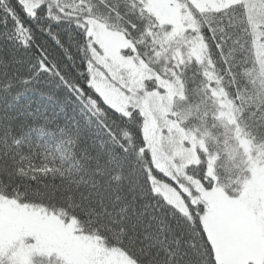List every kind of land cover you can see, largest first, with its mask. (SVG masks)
I'll return each instance as SVG.
<instances>
[{"label": "snow or ice", "instance_id": "1", "mask_svg": "<svg viewBox=\"0 0 264 264\" xmlns=\"http://www.w3.org/2000/svg\"><path fill=\"white\" fill-rule=\"evenodd\" d=\"M234 8L0 0V264H264V145L221 181L179 119L148 132L244 60Z\"/></svg>", "mask_w": 264, "mask_h": 264}, {"label": "trees", "instance_id": "2", "mask_svg": "<svg viewBox=\"0 0 264 264\" xmlns=\"http://www.w3.org/2000/svg\"><path fill=\"white\" fill-rule=\"evenodd\" d=\"M231 4L235 5L232 18V23L236 25L234 35L242 40V46L237 51L243 52L244 60L232 61L229 57L230 70L218 61L215 66H209L215 74V82L224 89L231 102L235 126L256 151L264 145V43L260 40L264 36L260 29L264 25V0H239ZM241 28L243 32L239 31ZM193 67L203 72L207 70V65H200L199 61ZM195 85L187 96L182 86V94L173 99L171 110L178 114L173 117L176 121L179 119V126L204 141V151L211 150L218 161L221 181H225L234 165L242 166L247 160L246 154L233 126L219 116L220 104L212 91L214 81L208 75H198Z\"/></svg>", "mask_w": 264, "mask_h": 264}, {"label": "rangeland", "instance_id": "3", "mask_svg": "<svg viewBox=\"0 0 264 264\" xmlns=\"http://www.w3.org/2000/svg\"><path fill=\"white\" fill-rule=\"evenodd\" d=\"M239 0H223L224 3H234L237 2ZM167 14V13H165ZM207 65V70L206 72L208 73V77L210 80L214 81V85L212 86V91L213 94L217 97L219 104H220V110H219V116L226 121L227 123H229L230 125L233 126L234 131H235V135L237 137V139L239 140V144L241 145V147L243 148L245 154H246V159L248 158L249 154H255L254 149L252 148L251 143L249 142V140H247L244 136H242V134L239 132V130L237 129V127L235 126V118H234V113H233V109H232V105L230 100L228 99L224 89L220 86L217 85L216 78H215V74L212 72L211 68L207 63V58L205 57V61L203 62ZM182 94V85L177 84V92L174 95H170L167 98V104H168V115H162L159 111H157L155 113V116L152 117V123H151V127L148 129V132L150 135H157L162 137V139L165 141L164 143V148H170V145L167 143L169 136L167 134H164L162 132L159 131L160 128H167L168 127V123L167 122H175L176 120L174 119L173 115H171L170 113H172L171 110V105H172V101L173 99L177 96ZM155 104V102H154ZM176 128H180L179 124L175 125ZM184 132H187L188 135H190L194 141L193 144V149H195L196 147H200L203 150H205V143L202 139L197 138L193 133L185 130L184 128H182L181 131L178 132H173L172 135L176 136L177 138L181 137Z\"/></svg>", "mask_w": 264, "mask_h": 264}]
</instances>
